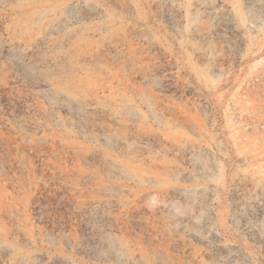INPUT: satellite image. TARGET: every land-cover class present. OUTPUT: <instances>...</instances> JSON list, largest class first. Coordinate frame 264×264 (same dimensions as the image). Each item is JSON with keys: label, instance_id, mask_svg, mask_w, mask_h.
Masks as SVG:
<instances>
[{"label": "rangeland", "instance_id": "374dc122", "mask_svg": "<svg viewBox=\"0 0 264 264\" xmlns=\"http://www.w3.org/2000/svg\"><path fill=\"white\" fill-rule=\"evenodd\" d=\"M0 264H264V0H0Z\"/></svg>", "mask_w": 264, "mask_h": 264}, {"label": "bare ground", "instance_id": "6f19581e", "mask_svg": "<svg viewBox=\"0 0 264 264\" xmlns=\"http://www.w3.org/2000/svg\"><path fill=\"white\" fill-rule=\"evenodd\" d=\"M236 9H237V7H236ZM244 118L247 120L250 117L246 116ZM200 122H204V120H202V121L199 120V122L197 124H199ZM183 126H184L185 130H189V127H187V124H186L185 120L183 122ZM208 131L209 130H207L206 127H203V125L201 127V125H200V132H201V136L203 137V139L207 140V142H210L212 145H214L215 147H213V148H215V150L217 152L220 151L219 144L214 142L216 140L215 136H212V134L210 132H208ZM222 132H223L224 135L227 134V131L225 129H223ZM182 137H183V140H184L183 143H182V144H184V147L181 148L182 158L185 159V163H187L186 162V158H185L186 157V152H187L188 138H189L187 132H183L182 133ZM222 143L225 145V142H222ZM192 148H194V146ZM196 151H197V147L195 146V152ZM197 156L198 157L195 158V160L197 162L201 161L202 163H204L205 168H204V171L202 173H200L199 169L197 168V166L194 163L193 164L194 172H195V175L197 176V178L199 180V183L203 182L207 186L211 181H215L213 176H214V174H216L217 169H216V166L214 165V163L212 162V160L210 159L208 154L205 155L204 158H202V157L199 158V154ZM236 175L237 174H235L234 177H232V181H233V179H235ZM182 180L186 181L185 176L182 178ZM242 180H244V179H242ZM219 182H221L222 186L226 189L227 183L224 184L223 173H221V177L219 179ZM220 228L222 229L223 232H225L227 230V228L222 223L220 224ZM193 229L194 230H198L196 225H193Z\"/></svg>", "mask_w": 264, "mask_h": 264}]
</instances>
